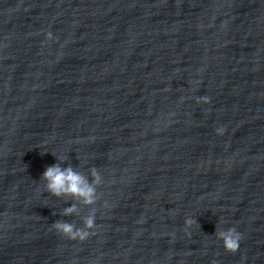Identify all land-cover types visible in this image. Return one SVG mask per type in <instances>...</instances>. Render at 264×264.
<instances>
[{"label": "clouds", "instance_id": "obj_1", "mask_svg": "<svg viewBox=\"0 0 264 264\" xmlns=\"http://www.w3.org/2000/svg\"><path fill=\"white\" fill-rule=\"evenodd\" d=\"M46 39H53L51 32L46 34ZM197 103H210V98H197ZM216 133L217 135H223L224 129L222 127L217 128ZM57 160L61 162L47 166L40 178L45 182V190L54 197L71 196L83 206L90 208V211L82 218L83 227H77L75 223L65 220H57L51 224V229L69 240L85 241L90 235L95 234L91 231L96 227V209L92 206L99 199L97 188L102 183L101 174L95 167L89 169L90 181L88 176L74 170L71 166L61 167L63 161L60 157H57ZM61 215L65 217L79 216L80 211L77 204L73 203L70 207L63 209ZM194 224H197L196 219L187 218L185 220L184 231L191 235L188 229ZM214 235L218 240L222 241L224 250L233 254L239 250L241 241L243 240L242 233L234 226L227 229L217 227Z\"/></svg>", "mask_w": 264, "mask_h": 264}]
</instances>
